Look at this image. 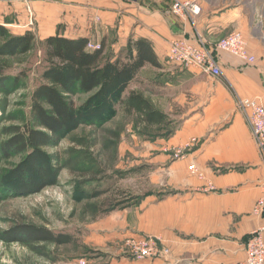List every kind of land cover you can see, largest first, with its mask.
<instances>
[{
  "label": "crops",
  "instance_id": "1",
  "mask_svg": "<svg viewBox=\"0 0 264 264\" xmlns=\"http://www.w3.org/2000/svg\"><path fill=\"white\" fill-rule=\"evenodd\" d=\"M189 1L200 7L192 21L170 14L168 0L0 2V25L15 36L32 32L40 40L57 34L87 38L114 53L129 39H145L161 65L151 67L159 72L158 86L184 87L176 98L185 111L175 133L145 154L147 160L158 159L155 175L163 179L161 197H145L138 206L107 216L111 232L106 238H152L161 253L143 260L119 254L107 264H241L249 235L262 230L264 239V214L253 213L256 202L264 198V162L237 107L239 98L256 99L264 107V5L259 0ZM29 11L33 27L28 25ZM233 31L244 37L254 63L221 52V74L212 77L196 69L171 67L167 61L173 38L198 36L213 46ZM192 139L196 143L184 158L174 159L172 149ZM190 165L203 178L191 173ZM210 185L214 190L204 189Z\"/></svg>",
  "mask_w": 264,
  "mask_h": 264
},
{
  "label": "rangeland",
  "instance_id": "2",
  "mask_svg": "<svg viewBox=\"0 0 264 264\" xmlns=\"http://www.w3.org/2000/svg\"><path fill=\"white\" fill-rule=\"evenodd\" d=\"M259 3L264 5V0H259ZM261 16H264V9ZM31 20L28 25L33 27L34 19ZM8 62L10 68L6 76L11 81L5 83L4 87L0 86V264H107L119 254L130 255L126 244L129 238L122 241L106 238L111 232V229L108 230L110 216L107 217L111 213L106 216L92 215L86 207L89 190L85 187L79 191L78 185L82 179V171L78 169L87 162V158L79 152H85L86 147L80 146L78 141L90 142L94 147L88 153L91 152L102 162L110 161L111 152L104 145L114 133H118L116 167L128 170L145 165V168H140L116 184L128 196L137 198L130 203L132 206L129 208L141 204L145 197L154 196L158 200L162 190L160 182L163 180L155 175L158 159L147 160L145 154L157 141L166 139L169 133L176 131L179 118L185 111L178 105L176 98L178 93L184 91V87L176 88L175 84L170 83L167 88H161L158 86L160 78L155 76L159 72L146 67L136 80H131L119 89V98L129 90L141 92L155 108L168 116L170 123L166 128H151L146 134H143L142 128H133L135 114H126L121 105L112 104L103 109L97 100L91 99L93 93L74 96L78 112L82 115V124L77 129L63 132L56 142L41 148L46 163L51 167L50 177L44 181L37 170L18 174L28 166L27 154L6 155L2 147L11 137L7 130L22 126L29 119L30 93L41 80L42 67L38 63L42 62V48L38 47L26 55L9 57ZM170 66L177 67L173 64ZM14 77H19L18 83L12 81ZM71 155L73 159H70ZM67 160L72 161L70 164L75 169L65 166ZM39 182H45L46 186L41 188ZM99 200L91 202L97 203ZM19 225L42 227L56 234L71 235L74 242L55 246L7 242L2 238L4 232Z\"/></svg>",
  "mask_w": 264,
  "mask_h": 264
},
{
  "label": "trees",
  "instance_id": "3",
  "mask_svg": "<svg viewBox=\"0 0 264 264\" xmlns=\"http://www.w3.org/2000/svg\"><path fill=\"white\" fill-rule=\"evenodd\" d=\"M88 41L87 38L68 39L58 34L40 40L32 32L15 36L0 25L1 87L11 81L6 76L10 68L9 57L26 55L38 47L42 48V62L38 63L42 67L41 80L30 93L29 119L22 126L10 127L7 131L11 137L2 145L6 155L27 154L28 166L18 174L34 173L37 170L44 181L50 177L51 167L46 163L41 148L56 142L63 132L77 129L82 124V115L73 99L77 94L93 93L91 99L97 100L103 109L112 104L121 105L126 114H135L133 128H142L143 134L151 128L162 130L169 125L168 116L155 108L141 92L129 90L122 98L117 94L124 84L133 80L146 66L161 68L150 42L145 39H129L124 49L114 53L104 43L99 49L89 51L86 48ZM12 81L18 83L19 77H14ZM174 133H169L167 138ZM119 138V134L114 133L105 143L104 147L111 152V157L110 161L103 162L91 152L88 153L94 147L90 142L78 141L87 151L79 152L87 158V162L78 169L82 171V179L78 182L79 191L88 188L86 207L92 215L106 216L132 206L130 203L137 200L128 196L116 184L140 168H145V165L128 170L116 167L114 162ZM71 162L67 160L65 166L75 169ZM38 186L44 188L46 184L39 182ZM98 198L99 202H91ZM2 238L7 242L55 246L74 242L71 235L56 234L46 228L31 225H19L4 232Z\"/></svg>",
  "mask_w": 264,
  "mask_h": 264
},
{
  "label": "built area",
  "instance_id": "4",
  "mask_svg": "<svg viewBox=\"0 0 264 264\" xmlns=\"http://www.w3.org/2000/svg\"><path fill=\"white\" fill-rule=\"evenodd\" d=\"M0 2L29 4L31 0H0ZM168 11L177 18H184L192 21V18L199 15L200 7L196 1L168 0ZM30 15V11H29ZM29 19L32 17L30 15ZM98 20V18H96ZM87 50L93 51L100 48L99 44L88 41ZM227 53L248 64L255 62V58L247 51V45L240 32H231L228 36L217 41L213 46L206 44L200 37L190 40L186 36L176 37L169 41L167 61L182 69H196L212 77L221 74L218 56L220 53ZM238 109L244 114L250 127L253 139L264 162V107L256 99L239 98ZM195 139L189 143L177 146L172 149L174 159H182L186 152L194 146ZM189 171L198 178H203L194 165L189 166ZM205 190H214L210 185ZM254 214H264V198L259 199L254 208ZM127 250L132 258L143 260L157 257L161 251L156 240L152 238L131 237L127 240ZM166 253V250L163 251ZM245 260L241 264H264V239L262 230L253 231L245 245ZM81 264H86L81 262Z\"/></svg>",
  "mask_w": 264,
  "mask_h": 264
}]
</instances>
